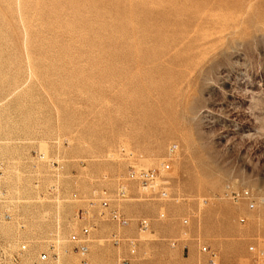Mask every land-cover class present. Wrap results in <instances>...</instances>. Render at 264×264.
Segmentation results:
<instances>
[{"label":"rangeland","instance_id":"1","mask_svg":"<svg viewBox=\"0 0 264 264\" xmlns=\"http://www.w3.org/2000/svg\"><path fill=\"white\" fill-rule=\"evenodd\" d=\"M202 245L264 264V0H0V264H212Z\"/></svg>","mask_w":264,"mask_h":264},{"label":"built area","instance_id":"2","mask_svg":"<svg viewBox=\"0 0 264 264\" xmlns=\"http://www.w3.org/2000/svg\"><path fill=\"white\" fill-rule=\"evenodd\" d=\"M169 168L168 164H162L161 169H144V168H130L128 171V178L130 180L135 181L138 183L142 188L146 189H154L156 186H160L158 181L161 179L160 171L166 170ZM105 193V192H103ZM119 195L123 197L125 195V190L120 188ZM167 193L163 190L159 192V196H166ZM231 198L235 201H245L247 204L248 209L252 210L255 207L256 200L254 196L250 193L249 190L243 189L239 191L231 192ZM101 210L99 212L100 216L107 215V218L114 222L118 226H127L130 223L129 218H127L117 207H110V199L105 197L100 201ZM243 221V219H241ZM183 223H187L186 220H183ZM137 225L140 229H146L149 225V221L147 219L141 218L137 220ZM89 227H82L78 233H72L69 236L70 242L74 243V247L77 252L81 255H84L88 251V243H89ZM112 243L115 245H119L122 241V238L119 237L117 234H111ZM126 245L129 249L131 254L135 253L137 241L135 238H127L125 240ZM22 249H25V246H22ZM200 249L203 252H209L211 255L212 264H214L212 258L215 257L214 252H210L208 246L202 245ZM41 258L44 260L47 258L45 253L42 254Z\"/></svg>","mask_w":264,"mask_h":264}]
</instances>
